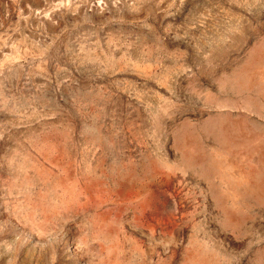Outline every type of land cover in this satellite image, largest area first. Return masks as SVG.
Segmentation results:
<instances>
[{"label": "rangeland", "instance_id": "rangeland-1", "mask_svg": "<svg viewBox=\"0 0 264 264\" xmlns=\"http://www.w3.org/2000/svg\"><path fill=\"white\" fill-rule=\"evenodd\" d=\"M0 264H264V0H0Z\"/></svg>", "mask_w": 264, "mask_h": 264}]
</instances>
